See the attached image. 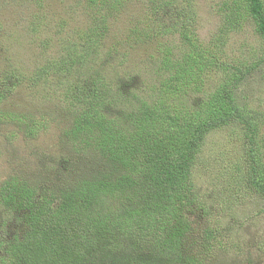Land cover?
<instances>
[{
  "label": "trees",
  "instance_id": "obj_1",
  "mask_svg": "<svg viewBox=\"0 0 264 264\" xmlns=\"http://www.w3.org/2000/svg\"><path fill=\"white\" fill-rule=\"evenodd\" d=\"M29 1L42 7L41 0ZM134 1L82 0L96 24L86 31L74 28V36L68 37L80 53L65 57L62 52V57L49 59L50 65L55 70L66 62L83 65L103 48L102 39L112 26H126V65L145 39L162 47L154 62L156 84H149L140 70L126 71V81L133 83L126 84L127 110L122 115L110 114L102 104L116 88L114 76L100 73L89 92L82 85L65 91V98L84 109L75 115L70 131L88 143L98 168L80 171L53 188L7 178L0 187V237L9 233L10 224L15 230L0 241V264H207L208 256L221 250L237 255L244 250L237 234V207L251 198L264 212V107H251L237 95L264 65V0H219L220 23L208 38L200 32L194 0H146L148 6L138 9ZM251 26L260 40L256 54L230 63L227 48L233 37ZM46 67L29 78L32 83L49 76ZM217 69L223 76L206 93L208 78ZM24 80L7 74L3 90ZM17 119L30 120L37 130L45 126L43 118ZM227 127L244 131L242 145L247 148L235 197L215 203L213 219L206 215L193 171L208 135ZM29 130L32 135L37 131ZM194 210L206 216L207 227L194 229Z\"/></svg>",
  "mask_w": 264,
  "mask_h": 264
},
{
  "label": "rangeland",
  "instance_id": "obj_2",
  "mask_svg": "<svg viewBox=\"0 0 264 264\" xmlns=\"http://www.w3.org/2000/svg\"><path fill=\"white\" fill-rule=\"evenodd\" d=\"M194 1L200 9V32L208 38L220 23L219 0ZM40 3L41 8L29 0H0V92H3V96L0 93V187L7 178L17 176L53 188L70 181L71 176H77L80 171L91 173L98 168L97 160L86 147L88 143L80 142L70 131L75 115L84 110L82 105L65 98V91L70 87L77 90L82 85L84 91L89 92L100 73L114 76L116 88L102 98V104L110 114L122 115L127 110L129 88L126 84L130 87L133 83L132 79L126 81V71L132 74L134 69L136 72L140 70L149 84H156L158 69L154 62L160 58L162 47L154 44L156 40L145 39L144 44L135 49L136 54L129 56L126 65V26H112L102 39L103 48L83 65L77 62L73 66L66 62L55 70L50 65V58L62 57V52L65 57L80 53L73 50L75 40L68 37L74 36V28L86 31L96 23L89 20L82 0H41ZM140 6H148L147 1L135 0L134 7L138 9ZM124 13L123 22L126 11ZM130 15L138 16L135 13ZM44 40H47L45 44ZM232 40L227 48L229 55L233 56L228 59L230 63L252 56L260 41L253 34V26ZM83 42L81 39L76 49L82 48ZM109 49L113 51L110 54ZM44 66H49L46 67L49 76H40L32 83L29 78L37 76ZM228 71L234 72L232 69ZM7 74L25 80L21 83L14 81L15 87L5 91L3 81ZM222 76L221 69L215 70L204 91H214V82ZM255 78L240 86L238 100L252 104L251 107H264V65L258 68ZM199 99L201 97L194 100ZM18 116L30 117L34 121L43 118L41 124L45 126L37 130L30 120L28 124L20 123ZM33 128L37 130L34 135L29 133ZM243 140L245 135L240 128L227 127L211 133L194 167L193 178L204 195L208 208L206 215L213 219L217 214L215 203L235 197L240 186L239 168L244 166V148H247L246 145L243 147ZM260 207L249 198L235 209V216L241 222L237 223V234L244 250L238 255L237 251L221 250L216 256H208L207 264H264V212L259 211ZM201 213V210L192 212L191 218L196 222L194 229L201 224L208 226L206 216ZM14 230V224H10L8 232L13 234ZM9 233L3 232L0 241L7 239L6 234L10 238Z\"/></svg>",
  "mask_w": 264,
  "mask_h": 264
}]
</instances>
